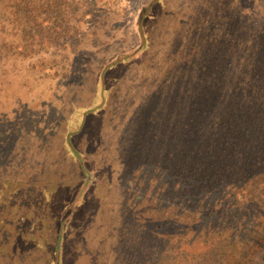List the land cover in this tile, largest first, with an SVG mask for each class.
Masks as SVG:
<instances>
[{"label":"rangeland","instance_id":"rangeland-1","mask_svg":"<svg viewBox=\"0 0 264 264\" xmlns=\"http://www.w3.org/2000/svg\"><path fill=\"white\" fill-rule=\"evenodd\" d=\"M33 1L31 9L39 11L41 27L30 20L33 14L29 8L16 7L13 5L16 0H0V48L8 53L5 65L0 59V70H4L0 71V218L7 219L0 224L3 228L0 229V264L46 263L50 244L53 243V219L50 213L60 207L62 202L64 204L68 201L77 187L79 175L75 164L64 154L54 160L53 151L49 150L45 152V157L46 162L50 158L53 160L52 165L42 162L43 170L47 169L49 175L44 181L39 175L38 181L43 184L35 182L32 186L29 180H32L31 176L35 173L26 153L29 135L34 132L35 137L50 141V145L51 142L58 143L62 140L60 123L63 122L64 112H61L62 108L53 106L54 98L57 101L61 99V95L67 94L66 91H71V85L67 84L72 82L84 86L82 90L87 92L86 89L92 86L93 79L90 78L94 71L102 68L115 56H118L119 61H114L106 76L111 88L109 102L112 106L110 115L113 123H102L103 130L109 132L111 142L108 140L105 155L99 158L98 163L106 171L101 174L100 180L103 182L90 185L85 192V205L78 217L80 221L75 222V233H71L75 234V240H70L66 247L68 258L65 264L146 263L144 258L139 260L138 251L132 256L126 251L138 236L137 225L129 220L133 211L138 209L134 200L145 189L148 191L152 175L147 172L149 159L142 161L141 158L134 164L137 172L130 174V160L123 154L124 138L137 131L132 121L139 109L138 103L145 102L150 97L153 104L157 102L160 118L172 119L181 126L187 117L181 107L167 102L168 84L174 79L175 73L181 79L195 74L198 71L196 65L203 57L220 51L225 56L223 70L219 73L214 63L215 71L211 70L210 74L221 80L209 89H205L203 81L196 83L193 93L196 99L203 98V105L197 102L195 116L198 118L205 109H210L209 115L216 113L221 103L216 99L214 91L222 88L231 76L245 78L239 93L234 99V95L230 97L233 106L245 103L250 91L264 89L263 79L250 87L247 85L251 77L247 73L255 72L253 65L264 74V33L259 37L257 32L248 33L241 40V28L229 12L235 7H218L214 0H211V7H202L205 0H200L199 7H149L147 10L145 5L151 0ZM186 10L193 12L185 14ZM142 11H148L147 50L137 57H132L129 53L121 54L128 43L135 42L133 21ZM244 11L247 15H240L239 21L252 26L250 13L246 9ZM164 12L170 19L180 17L179 22L183 23L181 32L190 34L188 38L185 36L182 51L169 64L161 54L166 46H162L161 51L158 50L164 41L170 40L171 35L168 32H164L162 36L152 33L160 28L157 24L163 23L161 13ZM188 14V21L184 22ZM258 24L259 27H264V21ZM38 30L41 31L39 35ZM214 42L219 45L216 43L214 46ZM154 56L159 61L149 66L148 63ZM259 57L262 58L259 60ZM66 58L68 71L57 74L55 66H63ZM200 88L203 90H199ZM230 113L233 121L243 123L247 119L237 111ZM148 125L146 131L156 129ZM226 132L236 137L237 142L242 145L250 143L240 132ZM202 137L209 139L212 135L204 131ZM203 140L205 143V139ZM257 171L261 173L257 172V176L247 186L252 193L264 190V171L260 168ZM57 173L61 175L56 176ZM113 175L114 180L110 181ZM156 178L158 195L161 196L160 178ZM7 180L13 183H4ZM114 181L117 183L114 184ZM58 182L60 184L55 186ZM242 183L244 182L241 181ZM125 186L134 188L130 191L129 202L125 200ZM218 200L222 201L221 198ZM141 201H146L145 197ZM21 215L24 217L21 218ZM11 218L14 219L10 220ZM36 218L43 220V225L35 236L27 232L26 227L27 223L31 224ZM211 219L215 223L216 215L213 214ZM33 237L40 239L38 246L29 243ZM208 237L215 241V236ZM196 241L201 243L199 238ZM197 242L191 246L190 253L198 251ZM262 246L264 248L263 244ZM229 250L223 257L218 254L219 251H205V261L202 257L199 260L194 253L195 258L190 257L186 264L233 263L231 261L237 255L236 246ZM157 255L158 253H154L153 257ZM157 260L160 264L167 263L165 257L158 256Z\"/></svg>","mask_w":264,"mask_h":264},{"label":"trees","instance_id":"trees-1","mask_svg":"<svg viewBox=\"0 0 264 264\" xmlns=\"http://www.w3.org/2000/svg\"><path fill=\"white\" fill-rule=\"evenodd\" d=\"M214 1L218 7H235L233 13L229 12L241 28L239 34L241 40L247 37L248 33L257 32V37L264 33V27L261 28L258 24L264 21V0ZM33 2L35 1L16 0L13 5L29 8L33 14L30 20L41 27L39 11L31 9ZM199 2L200 0H151L145 8L146 10L149 7L183 9V7H199ZM211 5V0H205L202 7H211ZM244 9L252 17V26L239 21L240 15H247ZM148 11L145 13L142 11L134 17L135 42L128 43L121 54L129 53L132 57H137L147 50ZM191 12L193 11L186 10L185 14ZM161 15L163 23L157 24L160 28L153 30L152 33L162 36L164 32H168V35H171L170 40L164 41L158 50L161 51V47L166 46L161 54L165 62L169 64L173 57L182 51V47L185 46V36L188 38L190 34L181 32L183 23L179 22L180 17L170 19L165 12ZM188 17L189 14L185 16L184 22L188 21ZM26 28L27 25L25 30ZM40 32L38 30V35ZM239 42L238 40L237 43ZM216 43L214 42L213 45L215 46ZM5 45L4 43L3 46L6 48ZM7 54L0 48V59L3 65L6 64L4 61ZM155 56L148 63L149 66L158 63L159 59ZM224 57L221 51L214 54L208 53L196 65L198 71L195 74L181 79L175 73L174 79L168 84L167 102L181 107L187 117L181 126L172 119L160 118L157 102L153 104L149 97L145 102L138 103L139 109L132 121L137 128L135 133L140 131L135 136L133 133L124 138L123 154L130 160L129 173L137 172L138 169L134 167V164L138 158H141L142 161L149 159L146 165L149 168L147 172L152 174L148 191L145 189L139 198H135L134 205L138 209L133 211L129 219L137 225L138 236L130 246L131 251L127 249L126 251L131 256L138 251L139 260L144 258L143 261H146L143 264H160L157 260L158 256L165 257L166 264H186L190 257L195 258L194 253L199 260L202 257L205 261L204 258L207 256L205 251L209 253L219 251L218 254L223 257L230 252L229 248L232 246H236L237 255L234 261H231L233 263L224 262L223 264H264L262 246L264 245V190L252 193L247 188L249 182L257 176L258 168L264 171V89L250 91V96L245 103L233 106L232 99L239 93L245 78L231 76V79L224 82L222 88L214 91L216 99L221 103L216 113L209 115L210 109H205L198 118L195 116L197 102L203 105V98L196 99L193 93V90H196V83L203 81L205 89H209L215 85V82L220 81V78L210 73L211 70L215 71L214 63L219 73L223 70ZM262 57H259V60ZM67 60L68 58L62 63L63 66H55L57 74L68 71ZM115 60L119 61L118 56L108 60L106 65L94 71L90 78L93 79L92 86L86 89L87 92L83 91L84 86L81 87L78 83L72 82L67 85H71L70 87L74 90L66 91L67 94L61 95V99L57 101L54 98L53 106L62 108L61 112H64L63 122L60 123L62 140L58 143L51 142V146L50 141L35 137L34 132L29 135L30 141L27 144L26 153H28L30 167L35 173L31 176L32 180H29L32 186L35 182L43 184L38 181L39 175L43 181L49 175L47 169L43 170L42 164L45 162V165H52L51 158L49 162H46L47 153L45 152L49 150L53 151L54 160L64 154L70 162L75 164L79 175L77 187L68 201L64 204L62 202L60 207L49 212L53 219L51 241L53 243L50 244L45 264H65L68 258L66 247L70 240L72 242L75 240V234L71 235V233H75V222L80 221L78 217L81 208L85 205V192L90 185L103 182L100 179L105 168L98 163L99 158L105 155L107 143L108 140L111 142V137L108 131L103 130L102 123L105 125L113 123V117L110 115L112 106L109 102L111 88L108 86L106 76ZM254 68L253 65L254 73L253 71L247 73L251 76L250 83L247 84L249 87L262 79L264 81V74ZM0 71L4 72L2 69ZM232 95L234 96L231 99ZM156 96L158 98V94ZM231 111H237L247 119L243 123L233 121ZM148 124L159 131L156 129L146 131ZM228 130L242 133L246 140H250V143L247 145L238 143L236 137L226 132ZM204 131L212 137L203 138ZM59 175L61 174L57 173L56 176ZM156 177L160 178L161 196L158 195ZM242 177L244 178L241 179ZM112 180L114 175L110 181ZM110 181L106 180L108 183H111ZM241 181L244 183L241 184ZM4 183L13 182L7 180ZM116 183L117 181H114V184ZM58 184L60 182L55 183V186ZM125 188L127 190L125 200L129 202L130 191L134 188L131 186H125ZM144 197L146 201L142 202ZM213 214L217 217L215 223L211 219ZM23 217L24 215L21 218ZM5 219L1 217L0 224L4 223ZM42 225L43 220L36 218L31 221V224L27 223L26 231L36 236ZM0 229L3 230L2 225ZM201 231L205 232L201 233ZM212 235L215 236L214 242L208 237ZM36 238H31L29 243L38 246L41 241ZM196 238H199L201 243H198ZM196 242L198 251L190 253L191 246ZM154 253H158L157 257H153Z\"/></svg>","mask_w":264,"mask_h":264}]
</instances>
